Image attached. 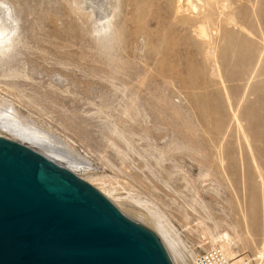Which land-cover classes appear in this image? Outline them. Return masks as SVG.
I'll use <instances>...</instances> for the list:
<instances>
[{"label":"rangeland","instance_id":"rangeland-1","mask_svg":"<svg viewBox=\"0 0 264 264\" xmlns=\"http://www.w3.org/2000/svg\"><path fill=\"white\" fill-rule=\"evenodd\" d=\"M102 1L0 0L14 19L0 39V136L150 227L154 205L186 256L223 234L230 260L264 264V0H191L195 14L178 0H107L106 23ZM18 124L81 162L6 130Z\"/></svg>","mask_w":264,"mask_h":264},{"label":"water","instance_id":"water-1","mask_svg":"<svg viewBox=\"0 0 264 264\" xmlns=\"http://www.w3.org/2000/svg\"><path fill=\"white\" fill-rule=\"evenodd\" d=\"M0 264H180L146 223L0 136Z\"/></svg>","mask_w":264,"mask_h":264},{"label":"bare ground","instance_id":"bare-ground-1","mask_svg":"<svg viewBox=\"0 0 264 264\" xmlns=\"http://www.w3.org/2000/svg\"><path fill=\"white\" fill-rule=\"evenodd\" d=\"M107 0H104V1H102V4L100 3L99 4V6L96 8V12H97V18H96V21L98 22V20L97 19H99L100 21L102 20V21H104V23H106V22H108V21H110V18L112 17V12H109V11H107V10H109V9H107L106 7V5H107V2H106ZM109 1V0H108ZM177 1V0H176ZM183 0H178L177 1V3L179 4V6L177 7V9H176V11H183V12H181V13H185L187 10H190L191 11V14L192 13H196V7L192 4L193 2H191V0H184V1H186V4L183 6H180L181 4V2H182ZM216 1V0H215ZM197 2V1H196ZM196 2H194V3H196ZM200 2V1H199ZM198 2V3H199ZM208 2V1H207ZM93 3H91V5H92ZM109 4V3H108ZM177 4V5H178ZM221 4V3H220ZM200 5H202V3L200 4ZM224 5V4H223ZM104 6H106V7H104ZM108 6H110V5H108ZM226 6V5H225ZM9 7V6H8ZM5 4H3V3H1L0 2V39L2 38V37H4L5 35H7L9 32H10V30H11V28L13 27V23H14V19H13V16H12V14H11V12H10V9L8 8ZM89 7H92V6H89ZM202 7H203V5H202ZM205 7V6H204ZM185 8H187V9H185ZM201 8V7H200ZM94 8L92 7V9L91 10H93ZM183 9H185V10H183ZM111 10V9H110ZM185 11V12H184ZM223 11V10H222ZM93 12V11H92ZM189 12V11H188ZM175 13H177V12H175ZM180 13V12H179ZM199 13V12H198ZM186 15V14H185ZM96 16V15H95ZM15 18V17H14ZM16 19V18H15ZM218 20V19H217ZM207 21V20H206ZM205 21V22H206ZM100 23V22H99ZM102 23V22H101ZM103 24V23H102ZM97 25V24H96ZM202 27H203V25H201ZM201 26H199V27H197V28H199V30L197 31L198 32V38L199 37H205L204 36V32H203V28L201 27ZM206 26V25H205ZM101 28V27H100ZM102 29V28H101ZM205 31V30H204ZM196 32V33H197ZM206 34V33H205ZM207 35V34H206ZM208 36V35H207ZM209 38V37H208ZM205 39H206V37H205ZM216 68V67H215ZM3 113V112H2ZM7 113V112H6ZM8 113H9V111H8ZM7 113V114H8ZM5 114V113H4ZM2 116V115H1ZM4 116V115H3ZM9 117V116H8ZM7 117V118H8ZM11 117V116H10ZM2 118V117H1ZM5 118V117H4ZM4 118H2L1 120H0V122H4L5 120H4ZM14 118V117H13ZM6 119V118H5ZM3 120V121H2ZM7 120V119H6ZM10 121H9V123L10 124H12L11 122V119H9ZM14 120V119H13ZM15 122H17V121H15ZM14 122V123H15ZM21 124V123H20ZM23 125V124H22ZM4 126H6V125H4ZM9 126H11V125H8L7 127H6V130H8V131H10V132H14V134L15 135H17L20 139H22V140H27V141H29V142H32L34 145H36V146H39V147H41V148H43L45 151H47V152H49L51 155H53L54 157H57V158H63V159H67V160H64L65 162H68V160H70V162H78V164L81 162V160L77 157V155H75V153H73V151H71L69 148H66L65 147V145H63L62 144V142L60 143L56 138H54V137H52V136H50L49 134H47L46 132H40V131H38V130H32V128L31 129H29V128H26V129H24L23 127L24 126H21L23 129H21L20 127H19V124L17 125V128L15 127L14 128V126H13V128L11 127H9ZM16 126V125H15ZM19 127V128H18ZM28 129V130H27ZM52 159V158H51ZM52 160H54V159H52ZM221 160V159H220ZM55 162H57L56 160H54ZM58 163V162H57ZM59 164V163H58ZM63 167V166H62ZM65 168V167H64ZM68 170V169H67ZM70 171V170H69ZM71 172V171H70ZM109 189V188H108ZM112 189V188H111ZM99 190H101L100 192L103 194V195H105L108 199L112 196V194H111V191L110 190H106V189H104V188H101V189H99ZM137 198V197H136ZM135 198V199H136ZM149 202V201H148ZM112 203V202H111ZM135 203H137V201H135ZM138 203H139V201H138ZM137 203V204H138ZM146 203V202H145ZM143 204V203H142ZM143 205H145V204H143ZM139 206V205H138ZM141 206V205H140ZM154 206V205H153ZM153 206H152V208H153ZM144 207V206H143ZM145 207H146V213L148 214V217H149V219H151V223L156 227H154L152 224H151V228L158 234V236L162 239V240H164L165 242H167L165 239H164V237L168 240V242L171 244V246L173 247V249L176 251V253L178 254V256L180 257V259L183 261V263L184 264H194V262H195V259H196V255L195 256H192L191 255V253L190 252H188V255L186 256L185 254H184V250H183V245H182V241H180V236L178 237V235L176 234V232L174 233V229L172 230L169 226H171V224H169V226H168V222H169V220L167 221V219H165L164 220V218H165V216H163L164 214H162L160 211V213H157L156 212V209L155 208H153L154 210H152V208L151 209H149L150 207H147V205H145ZM142 208V207H141ZM147 208H148V210H147ZM145 210V209H144ZM164 213V212H163ZM146 214V215H147ZM162 214V215H161ZM166 221H167V223H166ZM173 228V227H172ZM157 230V231H156ZM164 236V237H162V235ZM217 235V234H216ZM220 235V234H219ZM218 236V235H217ZM225 236V235H224ZM224 236H223V234H222V236H219V239H217L219 242L217 243V242H215L216 243V246L215 247H217V250H219L222 254H223V256H224V258L227 260V262L229 263V264H249V260H248V258L246 259V258H244L245 256H242V258L241 259H239V260H230L231 258H232V256H233V253H232V251H231V248H230V246H229V244H228V242L225 240V238H224ZM213 241H215V237H214V240ZM164 242V243H165ZM246 242V241H245ZM166 244V243H165ZM168 244V243H167ZM166 244V245H167ZM169 245V244H168ZM167 245V246H168ZM215 245V244H214ZM242 246H244L245 247V245H243V244H241ZM261 247L262 248H260L261 249V251H260V253L258 254V258H261V256H262V252H263V250H264V239H263V241H262V244H261ZM169 248H171L170 247V245H169ZM185 249V248H184ZM246 250V249H245ZM249 250V249H248ZM171 251L173 252V254L175 255V257L176 258H178L177 256H176V254L174 253V251L171 249ZM189 256V257H188ZM177 260H179V259H177ZM180 261V260H179ZM180 264H182L181 262H180ZM252 264V263H251ZM256 264V263H255Z\"/></svg>","mask_w":264,"mask_h":264},{"label":"built area","instance_id":"built-area-1","mask_svg":"<svg viewBox=\"0 0 264 264\" xmlns=\"http://www.w3.org/2000/svg\"><path fill=\"white\" fill-rule=\"evenodd\" d=\"M194 264H229L219 250L210 249L198 255Z\"/></svg>","mask_w":264,"mask_h":264}]
</instances>
